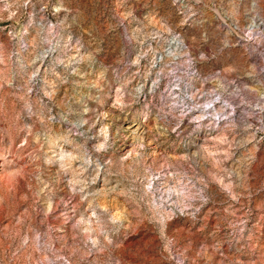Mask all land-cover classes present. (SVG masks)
Segmentation results:
<instances>
[{
    "label": "rangeland",
    "instance_id": "obj_1",
    "mask_svg": "<svg viewBox=\"0 0 264 264\" xmlns=\"http://www.w3.org/2000/svg\"><path fill=\"white\" fill-rule=\"evenodd\" d=\"M0 264H264V0H0Z\"/></svg>",
    "mask_w": 264,
    "mask_h": 264
},
{
    "label": "bare ground",
    "instance_id": "obj_2",
    "mask_svg": "<svg viewBox=\"0 0 264 264\" xmlns=\"http://www.w3.org/2000/svg\"><path fill=\"white\" fill-rule=\"evenodd\" d=\"M251 26H253V27H255L256 26V24H254V25H251ZM257 26H259L258 24H257ZM128 133L129 135H132L131 134V127H129V126H126V128H125V133Z\"/></svg>",
    "mask_w": 264,
    "mask_h": 264
}]
</instances>
